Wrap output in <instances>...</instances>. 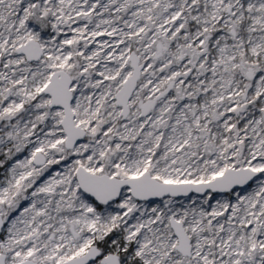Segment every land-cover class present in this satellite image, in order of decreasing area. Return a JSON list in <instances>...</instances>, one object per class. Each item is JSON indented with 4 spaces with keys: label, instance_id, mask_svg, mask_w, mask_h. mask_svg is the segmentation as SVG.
<instances>
[{
    "label": "snow or ice",
    "instance_id": "snow-or-ice-1",
    "mask_svg": "<svg viewBox=\"0 0 264 264\" xmlns=\"http://www.w3.org/2000/svg\"><path fill=\"white\" fill-rule=\"evenodd\" d=\"M0 264H264V0H0Z\"/></svg>",
    "mask_w": 264,
    "mask_h": 264
}]
</instances>
